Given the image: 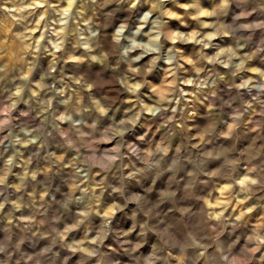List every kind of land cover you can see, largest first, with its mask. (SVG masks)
<instances>
[{"label":"clouds","instance_id":"clouds-1","mask_svg":"<svg viewBox=\"0 0 264 264\" xmlns=\"http://www.w3.org/2000/svg\"><path fill=\"white\" fill-rule=\"evenodd\" d=\"M146 3L0 0V264H264V0Z\"/></svg>","mask_w":264,"mask_h":264},{"label":"rangeland","instance_id":"rangeland-1","mask_svg":"<svg viewBox=\"0 0 264 264\" xmlns=\"http://www.w3.org/2000/svg\"><path fill=\"white\" fill-rule=\"evenodd\" d=\"M142 3H144V7H145L144 9H147V8L151 7V5L149 3H146V0H141V5H142ZM112 6H116V5H112ZM122 6L126 7V5H122ZM180 11L183 12V10H180ZM91 15H92V12H91V9L89 8L88 17L91 16ZM12 23L15 24V22H12ZM170 23L173 24V25H178L177 21H170ZM192 23L195 24V22H192ZM20 30H21L20 26L19 25H15L14 27L11 28L10 32L5 33L3 31H0V39L5 38L6 36H11L12 33L16 32V31H20ZM38 36H39V32H37V33H35L33 35V39H36ZM72 42L74 43L75 41L73 40ZM177 47H180L182 49H184V48L191 49V48H194L195 46H193V45H179L178 46L177 45ZM81 52H82V50H81ZM27 59L31 60V59H34V58L31 55H29L27 57ZM113 59H115V57H113ZM7 60H8V57L0 58V64H2L3 62H5ZM39 60L41 62L51 63L52 57H51V55L45 54V55H41L39 57ZM14 66L15 65L12 64V63L9 64L10 69L13 68ZM75 67H76L75 65H71V64H69V65H63V64L58 65V68H64L66 70L67 69H73ZM79 67L82 68V69H85L89 73L94 72L96 70V68L97 69H102L105 75H108V74L112 73L115 70V64H111V65L105 66V65H102V64H91V63H87L86 62L85 64H82ZM12 74H14V73L9 72V75H12ZM97 75H98V73H97ZM159 78H160V74L159 73H157L156 75H154L152 77V79H154V80H158ZM2 88H3V86L0 85V98H3L4 96L7 95L6 92L2 91ZM101 90L102 91L106 90L107 95H109L110 97L114 98L115 106L117 108H131V107H133V105H131V104L125 105V104L122 103V101L127 98V94L126 93H122L119 90V85L118 84L106 83V84L103 85ZM198 107L201 108L205 113H207V109L203 105H198ZM212 118L215 119L219 123V122H221V121H223L224 119L227 118V112H221L220 110H217V111H215L213 113V117ZM145 123L149 124V126L152 128V132L150 133V135L161 136V135H164L166 133V129L161 128L159 126V124L157 122H155V121L148 120V121H145ZM27 153H28V150L25 149V155H27ZM71 156H72V154H69V156L66 159H70ZM0 163H2V162H0ZM96 179H99V178L97 177ZM41 190H42V188L39 185L35 188L36 192H39ZM97 191H98V189H97ZM212 194L213 195H218L219 193L213 192ZM260 203H264V202H260ZM6 211H7V209H6ZM258 211L264 212V208H258Z\"/></svg>","mask_w":264,"mask_h":264},{"label":"bare ground","instance_id":"bare-ground-1","mask_svg":"<svg viewBox=\"0 0 264 264\" xmlns=\"http://www.w3.org/2000/svg\"><path fill=\"white\" fill-rule=\"evenodd\" d=\"M114 7H117V6H112V5L109 6V8H114ZM119 7H121V8H125V6H122V5H120ZM144 8H145V7H144V3H142V5H141V6H138L137 9H133L131 14L128 13V12H123V13H121L120 15H122V16L132 15V16H133V19H134L135 14H136L138 11H140V10H142V9H144ZM88 13H89V8L86 10V13H85V19H87V17H88ZM104 46H105V47L107 46V37H105ZM178 46H179V45H178ZM96 69H97V68H96ZM153 80H154V79H153Z\"/></svg>","mask_w":264,"mask_h":264}]
</instances>
